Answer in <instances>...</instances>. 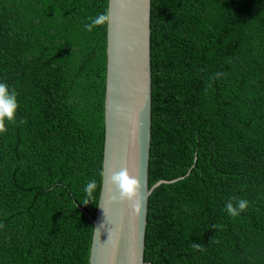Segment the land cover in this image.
<instances>
[{"label":"trees","instance_id":"obj_1","mask_svg":"<svg viewBox=\"0 0 264 264\" xmlns=\"http://www.w3.org/2000/svg\"><path fill=\"white\" fill-rule=\"evenodd\" d=\"M108 6L0 0V79L20 100L0 132V264L90 263L108 19L85 25ZM151 28L149 185L167 182L149 196L146 264H264V0H152ZM232 197L249 201L237 217Z\"/></svg>","mask_w":264,"mask_h":264},{"label":"water","instance_id":"obj_2","mask_svg":"<svg viewBox=\"0 0 264 264\" xmlns=\"http://www.w3.org/2000/svg\"><path fill=\"white\" fill-rule=\"evenodd\" d=\"M152 0H109L102 188L89 264H146L152 140ZM127 170L140 182L133 199L109 182Z\"/></svg>","mask_w":264,"mask_h":264},{"label":"clouds","instance_id":"obj_3","mask_svg":"<svg viewBox=\"0 0 264 264\" xmlns=\"http://www.w3.org/2000/svg\"><path fill=\"white\" fill-rule=\"evenodd\" d=\"M108 16L104 13L98 14L91 19L85 27L92 30L94 25H99L106 21ZM222 73H216L213 79L220 77ZM20 108V100L17 90L12 87L7 81L0 79V132L6 131V126L16 122L17 114ZM110 183L114 184L119 189V194L123 198L133 199L137 196L140 190V182L129 174L127 170L113 172L111 174ZM96 187V181L90 180L84 188L85 197L83 204L87 205L92 200L93 189ZM249 206V201L246 199H237L232 197L226 202L225 208L227 213L232 217L239 216L246 211ZM193 247L199 248L198 243H194Z\"/></svg>","mask_w":264,"mask_h":264}]
</instances>
